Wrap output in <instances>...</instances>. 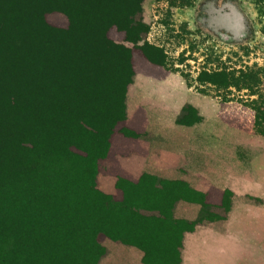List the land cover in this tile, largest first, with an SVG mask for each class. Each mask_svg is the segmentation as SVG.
Segmentation results:
<instances>
[{
    "label": "trees",
    "instance_id": "16d2710c",
    "mask_svg": "<svg viewBox=\"0 0 264 264\" xmlns=\"http://www.w3.org/2000/svg\"><path fill=\"white\" fill-rule=\"evenodd\" d=\"M141 2L0 0V264H96L99 233L139 248L145 264H181L184 234L208 212L193 188L143 174L118 201L91 184L134 78L130 48L109 41V28L169 67L166 49L147 40ZM50 11L65 13L68 27L51 26ZM254 74L203 68L195 81L203 94L209 85L240 91ZM181 199L200 203L196 219L174 216Z\"/></svg>",
    "mask_w": 264,
    "mask_h": 264
},
{
    "label": "rangeland",
    "instance_id": "374dc122",
    "mask_svg": "<svg viewBox=\"0 0 264 264\" xmlns=\"http://www.w3.org/2000/svg\"><path fill=\"white\" fill-rule=\"evenodd\" d=\"M141 8L142 19L149 25L147 40L162 45L168 53L169 67L163 68L181 75L193 94L175 91L170 96L160 90V83L144 79L134 97H165L174 110L190 103L174 116L175 123L186 124L195 120L197 111L191 104L200 96L204 98L203 115L190 122L188 133L179 135L171 131L169 118L150 110L152 126L165 134L134 131L136 136H127L150 145L147 158L140 161L145 164L142 173L120 174L117 171L133 167V157L111 159L107 153L99 160L91 184L123 201L143 174L183 180L208 205V212L194 232L184 234L181 264H264V134L259 132L264 119V0H142ZM45 18L57 28L69 25L61 11H50ZM124 38L123 30L109 28L107 39L130 48L131 59L134 53L143 55ZM223 66L256 72L249 82L251 89L209 85L206 94L199 92L197 74L203 68ZM138 80L133 78V87ZM171 84L178 89L176 83ZM123 121L113 134L124 135ZM226 191L230 192L227 199ZM200 210V203L181 199L173 213L194 220ZM98 242L104 253L96 264H145L142 251L134 245L104 233L98 234Z\"/></svg>",
    "mask_w": 264,
    "mask_h": 264
},
{
    "label": "crops",
    "instance_id": "0c3cea01",
    "mask_svg": "<svg viewBox=\"0 0 264 264\" xmlns=\"http://www.w3.org/2000/svg\"><path fill=\"white\" fill-rule=\"evenodd\" d=\"M132 63L134 70V81L136 78H139V80L138 84L135 87H133L134 81L128 86L126 96V119L123 121V125L139 134L143 133L145 135H149L154 132L155 134H165L164 130H160L158 127L152 126L153 119L149 114V111L151 110L152 112H159L161 115H164L166 119L169 118L170 129L172 132H174L175 129L179 135L188 133L190 126L183 123H175L174 116H177L180 113L181 109L186 104L190 103L186 102L180 105L176 110H174V108H172V105L169 103L171 101L169 99H166L165 97H153L154 95L152 94H145V97L143 99L134 97V93L139 94L137 93L139 82L143 81L144 79H149L153 82L160 83L162 85L160 90L165 93H169L170 96L174 95L173 92L175 91H177L181 95L183 93L193 94L190 93V88L185 80H183L182 76L178 73L168 71L160 65L151 63L144 57V55L139 52L132 54ZM171 81L176 83L178 89L171 84ZM196 100L197 103L191 105L196 109L197 114L202 117L203 112L200 110V108L202 103H204V98L197 96ZM203 108L205 109V107ZM175 111L176 113H174ZM163 127L165 128V126ZM118 143H121L122 145H118ZM149 151L150 145H148V143L144 139L131 138L116 132L113 134L110 140L108 157H111V159L112 157L116 158L117 155L128 159H131L133 157V160L131 161H134L135 163L133 167H127L126 169H122L117 172H119L120 174L126 173L130 176H135L141 174L142 170H144L145 164L141 163L140 161H145ZM110 162H112V160Z\"/></svg>",
    "mask_w": 264,
    "mask_h": 264
}]
</instances>
